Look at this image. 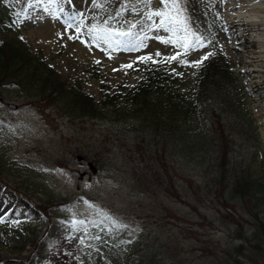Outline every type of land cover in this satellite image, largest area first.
Listing matches in <instances>:
<instances>
[{
	"label": "rangeland",
	"instance_id": "1",
	"mask_svg": "<svg viewBox=\"0 0 264 264\" xmlns=\"http://www.w3.org/2000/svg\"><path fill=\"white\" fill-rule=\"evenodd\" d=\"M98 3L106 11L93 7L92 0L53 4L42 0L31 6L26 0L23 8L30 18L16 24L14 13L20 4L0 0L6 19L0 25V42L22 47L35 64L43 63L40 74L47 82L57 83L54 100L49 102L37 94L34 83L0 82V217L4 220L0 264H264V191L246 198L230 191V184L242 173H250L264 186L258 101L244 94L252 91L254 80L241 75L232 81L221 69L206 71L202 65L191 67L155 57L169 72H165L167 80H159L157 63L141 62L138 57L154 55L157 42L162 56L182 51L155 38L172 33L147 29L151 23L147 13L163 5L159 0L148 7L142 0L115 8L107 0ZM183 6L191 26L212 44L182 59H199L217 52L216 46L226 47L229 11L221 0H183ZM77 12L83 14L86 27L98 22L93 16L102 22L109 14L115 17L110 26L122 31L135 24L134 33H147V47L129 51L113 45L105 52L103 44L98 48L82 42L88 39L91 44L86 27L80 39H69L77 35L80 21L69 20ZM159 19L154 17L156 22ZM45 23L57 29L47 47L28 34ZM247 38L248 34L235 40L237 50L243 49L241 43ZM75 43L84 53L73 52ZM252 50L247 54L253 55ZM230 56L233 69L245 58L243 53ZM126 64L132 67H123ZM142 80L161 81L162 90L157 91L167 97L182 94L193 103L188 106L191 118L186 120L185 111L179 113L173 121L174 133L158 135L143 114L115 116L112 104H106L109 96L118 95L116 106L127 105L132 111L137 106L125 97ZM203 82L209 89L197 96ZM71 92L86 93L104 114L81 117L65 109V96ZM11 102L17 105L15 110L8 107ZM224 146L226 169L220 165ZM164 165L168 169L162 174ZM221 173L225 179L218 189ZM97 209L129 227L108 231L110 222L100 224ZM74 220L96 224L79 225ZM51 233L53 242L39 255V240Z\"/></svg>",
	"mask_w": 264,
	"mask_h": 264
},
{
	"label": "trees",
	"instance_id": "2",
	"mask_svg": "<svg viewBox=\"0 0 264 264\" xmlns=\"http://www.w3.org/2000/svg\"><path fill=\"white\" fill-rule=\"evenodd\" d=\"M129 0H108V4H111L113 8L116 6H122L123 2H127ZM133 1V0H130ZM26 3V0H25ZM20 4L21 7H24ZM2 7H0V25L6 20L2 15ZM35 58L31 57L28 52H24L22 47H15L13 44L8 42H0V82L2 84H8L13 81L20 82V84H31L34 83L37 86V94L42 95L44 99H49V102L53 101L54 98H51L52 95L55 93L57 88L56 80H51L49 83L47 82V78L40 74L42 62H39V65L35 64ZM205 70L210 71L214 68L215 71H219L220 73L227 76V66L224 63V59H222L219 55L213 56L211 59L206 61L205 63ZM157 69V66H155ZM213 70V71H214ZM157 74L159 76V80H167V74L161 70L160 68L157 69ZM164 75L165 77H163ZM229 78V77H227ZM156 81L146 82V80H142L135 90L129 91L127 93V100L131 101L133 104H136V108L132 111H128L127 105L125 106H116L118 95L112 96L107 100L106 104H112V112L117 117H125L129 118L135 112L137 113L136 118H140L143 114V120L147 123V125L152 128L153 130L158 132H166V133H174L176 130V124H173L175 116H178L179 113L185 111L186 120L191 118V113H189V107L192 106L193 103L185 99L182 94H176L179 97H173L174 95L169 93L171 96L167 97V93L162 90V85ZM161 85V86H160ZM209 84L207 85L206 82H203L200 88L197 89V96H200L199 93L206 92L209 89ZM172 92V91H171ZM179 98L183 101L178 102ZM185 99V100H184ZM65 109L68 111H75L79 116H97L100 115L102 112L98 110L97 106L93 103V100L83 93H67V97L65 96ZM103 114V113H102ZM124 118V119H125ZM123 119V118H122ZM133 124V122H129V125ZM179 127V126H178ZM170 130V132H169ZM170 138V137H167ZM166 140V137L165 139ZM163 140V141H164ZM161 141L163 147L165 143ZM168 145V144H167ZM172 147V146H171ZM224 146L221 156H220V165L222 168L226 169L227 167V160H228V152ZM161 153V151H159ZM160 159V158H158ZM161 161H164L161 158ZM165 162V161H164ZM162 162V163H164ZM164 169L167 170L168 168L164 165V167L159 170L164 172ZM225 173H221L220 180L218 183L220 184L219 188L223 183ZM261 183V182H260ZM259 181L252 179L250 173H242L238 175L234 181L230 184L231 185V193L234 195L236 194L242 196L244 198L250 197L252 195H258L264 191V186ZM101 227L94 228L92 232L100 230ZM53 234L51 233L50 236H45L39 240L37 245L39 255L44 254L51 242H53Z\"/></svg>",
	"mask_w": 264,
	"mask_h": 264
},
{
	"label": "snow or ice",
	"instance_id": "3",
	"mask_svg": "<svg viewBox=\"0 0 264 264\" xmlns=\"http://www.w3.org/2000/svg\"><path fill=\"white\" fill-rule=\"evenodd\" d=\"M42 0H29V6L32 3L39 4ZM50 4L56 3V0H48ZM15 3L23 5L25 0H15ZM93 7L99 8L101 10H105L103 3H98V0H92ZM142 3L145 7H148L152 4V0H142ZM159 3L163 5L161 8H157L155 10H150L147 15V21H151L150 24L147 25L148 31H152L153 29L159 30L163 29L166 32L172 33L170 37L157 36L155 37L161 43L165 45H175L182 49L181 52H176L170 56H162V54L157 50L155 54H147L144 56L138 57V60L141 62L152 61L153 63H157L155 57H162V61L171 62L176 61L178 63L191 66V67H199L203 64L205 60H207L210 56L215 55L214 52H207L204 55L200 56L199 59L195 60H187L182 59L181 57L188 56L191 52L197 51L199 49H203L210 44H212V40L201 34L198 30L194 29L189 23L188 16L186 14V8L183 6V0H159ZM120 12L116 13V16H120ZM16 16V24L21 23L24 18L27 17V13L24 8L21 7L20 10L14 13ZM82 13L77 12L75 15L69 17L71 21H80V24L75 27V32L77 35L70 36L69 39H80V33L85 31L84 20L82 19ZM218 15V14H217ZM154 17L160 18L158 22L154 20ZM86 19V18H85ZM94 20H97V23L92 24L91 26L86 27V35L91 40V44H89V40L85 39L82 42L88 46L95 45L100 48L101 45H105L102 49L105 52H108L109 49L116 45L117 47L123 46L129 51L139 50L141 48H146L147 44L144 43L145 40L148 39L147 33L145 32L143 35L134 33L132 31L135 28V24L130 25L128 31H122L114 26H110V22L115 20V17L112 15H108L106 19H103L102 22L99 21V18L93 16ZM12 25H9L11 27ZM69 28L73 27L72 23L68 24ZM23 40V37H20ZM99 63V61H97ZM123 67L128 68L132 67V64L123 65ZM90 207H94L93 205H89ZM97 213L102 217L99 223L104 224L105 220L110 222V226L106 225L108 231H111L114 228L116 229H127L129 226L119 222L116 218L104 212L103 210L97 209ZM4 220L0 217V223H3ZM90 222L96 224V221H86V220H74V224L84 225L85 223ZM14 224H18L19 221H12ZM96 226H99L97 224ZM94 239H100L99 236L93 237ZM83 243V241H81Z\"/></svg>",
	"mask_w": 264,
	"mask_h": 264
},
{
	"label": "bare ground",
	"instance_id": "4",
	"mask_svg": "<svg viewBox=\"0 0 264 264\" xmlns=\"http://www.w3.org/2000/svg\"><path fill=\"white\" fill-rule=\"evenodd\" d=\"M223 4V8L228 10L227 18L225 19L226 32L230 34L225 41V48H218L216 46L217 52L215 55H219L222 59H224V63L227 66L228 79L239 80L241 75H246L247 78L254 80V86L252 87V91L246 95L244 91L246 99L249 97L254 98L255 101H258L257 104V117L259 120V129L264 136V92L261 94V91H264V0H221ZM257 20L256 23L257 30L255 33L250 34L251 39H246L242 41L241 45L243 49L237 50L235 47V40L244 36L242 33H237L238 29L243 30L244 33L247 31H251L249 20ZM56 25L52 23H45L36 29H32L28 32L29 37H37L41 42L43 47H47L48 43L51 42L52 37L56 31ZM235 30V31H233ZM255 40L258 41V47L255 50L253 49V55L250 56L247 53H250L251 45L250 43ZM79 44V43H78ZM75 43L73 48V52L77 54L79 53L81 47ZM214 44V43H213ZM157 50H160L157 42ZM84 53V51H80ZM230 53L236 56L237 53H243L245 58H242L241 64L239 68L233 69L232 66L233 61L230 56ZM212 55V56H215ZM203 65V64H202ZM245 66H250L245 68ZM161 68L162 63H157V69ZM164 72L168 73L167 70ZM192 91V89H191ZM183 93V92H182ZM194 93V91H193ZM240 104L244 103L245 98L240 99Z\"/></svg>",
	"mask_w": 264,
	"mask_h": 264
},
{
	"label": "water",
	"instance_id": "5",
	"mask_svg": "<svg viewBox=\"0 0 264 264\" xmlns=\"http://www.w3.org/2000/svg\"><path fill=\"white\" fill-rule=\"evenodd\" d=\"M0 99H2L1 96H0ZM9 107H10L11 109H16V108H17V105H16V104H13V103H10V104H9Z\"/></svg>",
	"mask_w": 264,
	"mask_h": 264
}]
</instances>
